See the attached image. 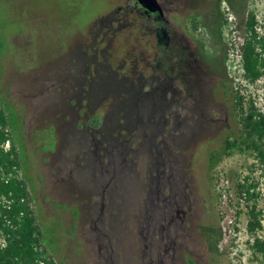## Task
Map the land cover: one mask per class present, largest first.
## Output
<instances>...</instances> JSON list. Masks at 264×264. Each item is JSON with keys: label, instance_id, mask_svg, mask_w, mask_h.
<instances>
[{"label": "rangeland", "instance_id": "rangeland-1", "mask_svg": "<svg viewBox=\"0 0 264 264\" xmlns=\"http://www.w3.org/2000/svg\"><path fill=\"white\" fill-rule=\"evenodd\" d=\"M128 2L131 10L134 2ZM159 2L171 38L168 53L146 49L143 57L154 62L151 76L141 80L140 89L125 91L124 85L112 86L124 64L120 48L127 45L124 55L134 61L144 51L139 39L149 38L155 24L136 15L123 31L112 30L115 37L107 38L99 55L90 56L81 39L90 37L91 23L108 25L98 18L116 0H0V101L23 121L13 140L40 230L59 264H190L188 258L195 264H264V254L254 248L257 238L264 242L259 156L243 147L213 171L208 167L209 152L237 127L233 101L217 85L229 79L233 87L240 76L232 66L238 51L231 47L243 42L251 11L264 31V0ZM132 22L140 36L130 31ZM88 63L96 76L83 91ZM246 89L247 99L264 111V79ZM85 105L88 114L81 116ZM98 111L109 130L103 141L82 127ZM119 129L128 142L115 136ZM165 153L167 164L185 171L195 200L196 221L176 244L163 231V220L151 219L152 174L163 171ZM247 177L257 186L263 214L255 235L248 232L253 202L236 195L237 183ZM199 222L208 227L200 234Z\"/></svg>", "mask_w": 264, "mask_h": 264}, {"label": "trees", "instance_id": "trees-1", "mask_svg": "<svg viewBox=\"0 0 264 264\" xmlns=\"http://www.w3.org/2000/svg\"><path fill=\"white\" fill-rule=\"evenodd\" d=\"M116 2L115 8L98 18L101 19V26L105 22L108 25L91 28L94 22L91 23L89 29L91 35L88 39L89 42L90 40L93 42L92 45H90L91 42H87L88 39H81L83 48L88 45L84 51L87 54L89 51L90 56L99 55L100 50L106 47L107 38L115 37L111 35L112 30L115 32L118 30L123 31V29H126L128 20L133 19L135 21L139 19L136 15H118L120 11L125 12L129 2L128 0H116ZM109 3L113 4L115 2ZM144 17L155 24L156 28L149 33V38L139 39L144 51L134 61L126 59V55H124L128 50L127 45L121 46L120 57H123L124 64L121 66V70H117V73H115L117 78L112 83L114 88L121 84V87L125 86L123 89L125 91L128 87L140 89L141 80L151 76L154 62L150 56L143 57L146 49L150 53L155 49H161L162 52L168 53V48L164 45V42L159 41L157 35L159 33L161 37L163 32L170 34L167 22L164 18L157 17V15L150 20L148 17ZM224 21L226 31L229 35H233L232 22L227 20L226 17ZM132 24L134 27L130 28V31L140 36L138 30H141V28L136 26L135 22H132ZM193 24L194 28H197L198 24L196 22ZM153 35L155 37L151 39L150 37ZM122 43L123 40L120 45ZM135 47L137 48V46ZM231 48L238 51L236 55L238 58L234 63L232 62V66H237L241 74L239 77L234 78L233 87L230 86L229 79H223L218 83L216 91L220 88L224 89L223 94L230 96L233 101L237 127L231 128L226 136L221 139L222 145L218 149L209 152L208 167L210 171H213L225 157L232 156L236 150L242 151L243 147L255 151L259 156L260 163L264 165V111L258 107L254 99L248 100L245 93L246 87L254 86L264 79V31L256 12L251 11L246 18L243 42L238 48L235 46ZM154 60L157 62L158 58ZM86 67L89 73L84 76L83 91L88 88L87 86L92 82V78L96 76V72H93L95 66L92 63H88ZM137 79L140 83L137 82ZM125 91L123 94L127 95ZM83 96L88 97L86 92ZM111 99L112 102L113 97ZM87 110L86 106L84 110H78V112L82 116H84L83 113L87 116ZM20 122L23 123L21 118L10 116L8 109L0 101V264H59L54 256L55 252L49 247L44 233L40 230L41 223L33 206L34 196L26 181L20 178V173L25 165L13 140V132H19ZM103 123L104 118L100 116L98 111L96 116L91 121L84 122L82 127L98 132L97 140L103 141L106 137V131H109L103 129ZM118 135L124 143L128 142L125 138V130L119 129L115 136ZM7 143L11 144L8 149H6ZM106 145H108L107 142ZM236 190V195L240 201L253 202L248 211V232L255 235L263 228V214L257 207L259 198L257 186L247 177L245 181L237 183ZM254 248L264 254V242L261 239L257 238L255 240ZM190 264H193V262H190Z\"/></svg>", "mask_w": 264, "mask_h": 264}, {"label": "flooded vegetation", "instance_id": "flooded-vegetation-1", "mask_svg": "<svg viewBox=\"0 0 264 264\" xmlns=\"http://www.w3.org/2000/svg\"><path fill=\"white\" fill-rule=\"evenodd\" d=\"M133 2L134 4L132 5L131 10L127 8L125 9V12H118V15H140L142 17H148L149 20L155 15L159 18H164V16H161L159 13L149 12L143 6L138 4L136 0H133ZM157 35L159 41L164 42V45L168 48L171 42L170 36L165 32L162 33L161 37V34L158 33ZM156 149L157 153H160L158 148ZM163 157L164 158L163 160L161 159V164L159 165V169L162 166L163 171L158 172L157 175L152 174V181L155 182L152 185V190H155V196L153 203L151 204V219L152 221H155L156 219L161 218L165 226L163 231H166L167 238L170 241H174L176 244L178 239H184L187 236L185 233L192 227V223L196 221V212H193L192 209V206L195 204L193 198L194 192L192 191L190 184L187 182L185 171L167 164L170 160L166 153ZM160 203L162 204V208L160 207ZM159 211H162V216L159 215ZM205 227L208 228L205 224L203 226V223L199 222L196 226L197 233L200 234L206 229ZM204 236L207 243L210 244L211 233L207 232ZM187 260L189 263L193 262V264H195L192 259L188 258Z\"/></svg>", "mask_w": 264, "mask_h": 264}, {"label": "water", "instance_id": "water-1", "mask_svg": "<svg viewBox=\"0 0 264 264\" xmlns=\"http://www.w3.org/2000/svg\"><path fill=\"white\" fill-rule=\"evenodd\" d=\"M138 4L143 6L146 10L152 13H159L161 16H164L163 8L159 0H136Z\"/></svg>", "mask_w": 264, "mask_h": 264}, {"label": "built area", "instance_id": "built-area-1", "mask_svg": "<svg viewBox=\"0 0 264 264\" xmlns=\"http://www.w3.org/2000/svg\"><path fill=\"white\" fill-rule=\"evenodd\" d=\"M9 145H10V143H7V144H6V149H8Z\"/></svg>", "mask_w": 264, "mask_h": 264}]
</instances>
